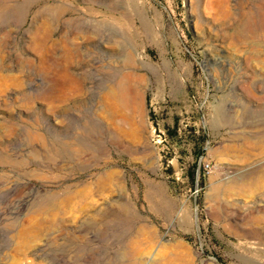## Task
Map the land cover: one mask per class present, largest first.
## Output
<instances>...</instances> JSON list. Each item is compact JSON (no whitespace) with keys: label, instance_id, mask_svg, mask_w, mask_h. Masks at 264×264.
<instances>
[{"label":"rangeland","instance_id":"374dc122","mask_svg":"<svg viewBox=\"0 0 264 264\" xmlns=\"http://www.w3.org/2000/svg\"><path fill=\"white\" fill-rule=\"evenodd\" d=\"M0 264H264V0H0Z\"/></svg>","mask_w":264,"mask_h":264},{"label":"built area","instance_id":"2783aa9c","mask_svg":"<svg viewBox=\"0 0 264 264\" xmlns=\"http://www.w3.org/2000/svg\"><path fill=\"white\" fill-rule=\"evenodd\" d=\"M206 168H209V165L208 164L206 165Z\"/></svg>","mask_w":264,"mask_h":264}]
</instances>
